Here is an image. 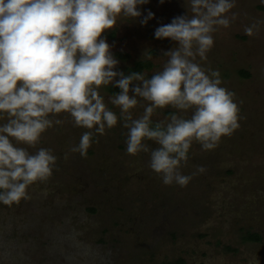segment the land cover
Returning <instances> with one entry per match:
<instances>
[{
  "label": "rangeland",
  "instance_id": "obj_1",
  "mask_svg": "<svg viewBox=\"0 0 264 264\" xmlns=\"http://www.w3.org/2000/svg\"><path fill=\"white\" fill-rule=\"evenodd\" d=\"M147 10L154 18L146 25L143 17L118 18L106 36L120 70L127 74L151 60L154 67L143 71L150 78L168 59L162 50L176 46L155 39L154 30L186 8L183 0H149L141 6L144 15ZM233 13L235 21L213 33L206 60L197 62L218 71L221 87L235 94L239 128L212 150L193 143L181 168L190 182L165 185L149 167L150 153L129 155L120 122L93 136L86 157L70 152L87 129L62 113L64 124L48 129L37 145L57 156L50 180L30 186L31 199L19 205L0 204V264H172L179 258L185 264H264V0H235ZM256 22L259 30L247 35L244 29ZM111 88H101L106 103ZM108 107L119 116L118 108ZM142 112L134 109V118ZM172 112L192 114L157 109L153 122ZM248 230L262 241L243 242Z\"/></svg>",
  "mask_w": 264,
  "mask_h": 264
},
{
  "label": "clouds",
  "instance_id": "obj_2",
  "mask_svg": "<svg viewBox=\"0 0 264 264\" xmlns=\"http://www.w3.org/2000/svg\"><path fill=\"white\" fill-rule=\"evenodd\" d=\"M183 2L185 14L154 30L155 39L176 46L162 50L168 59L148 78L143 71L119 69L106 33L117 27L118 18L143 17L140 23L146 25L154 13L144 15L141 6L149 0H0V204L19 205L31 199L30 186L50 180L57 156L37 145L48 129L64 124L62 113L74 127L87 129L70 152L86 157L93 136L120 122L127 129V153H150L149 167L162 182L181 187L192 179L181 168L193 143L212 150L239 128L235 94L221 87L218 71L197 62V57L206 60L213 33L235 21V13L228 15L235 0ZM260 23L245 33L254 35ZM145 58L152 57L145 53ZM107 86L119 91L106 103L101 88ZM137 107L143 112L134 118ZM169 107L192 114L172 112L153 122L157 109Z\"/></svg>",
  "mask_w": 264,
  "mask_h": 264
},
{
  "label": "trees",
  "instance_id": "obj_3",
  "mask_svg": "<svg viewBox=\"0 0 264 264\" xmlns=\"http://www.w3.org/2000/svg\"><path fill=\"white\" fill-rule=\"evenodd\" d=\"M119 55H124L119 53ZM154 67V64L151 60H144V61H139L135 64V66L132 68L131 71H144V70H150ZM111 92L115 93L116 91H119L118 89L111 88ZM94 211V209H91ZM242 241L243 242H259L262 241V236L258 232H253V231H245L241 235ZM172 264H185V260L183 258H179L176 261L172 262Z\"/></svg>",
  "mask_w": 264,
  "mask_h": 264
}]
</instances>
